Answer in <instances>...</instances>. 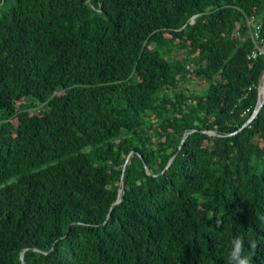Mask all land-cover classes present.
<instances>
[{
    "label": "trees",
    "instance_id": "1",
    "mask_svg": "<svg viewBox=\"0 0 264 264\" xmlns=\"http://www.w3.org/2000/svg\"><path fill=\"white\" fill-rule=\"evenodd\" d=\"M253 17L263 45L264 0H0V264H264Z\"/></svg>",
    "mask_w": 264,
    "mask_h": 264
},
{
    "label": "clouds",
    "instance_id": "2",
    "mask_svg": "<svg viewBox=\"0 0 264 264\" xmlns=\"http://www.w3.org/2000/svg\"><path fill=\"white\" fill-rule=\"evenodd\" d=\"M264 219V217H261ZM254 248L255 245L253 244ZM244 243L242 237H234L231 240V250L229 252L228 261L229 264H252V259L250 255H245L243 252Z\"/></svg>",
    "mask_w": 264,
    "mask_h": 264
},
{
    "label": "built area",
    "instance_id": "3",
    "mask_svg": "<svg viewBox=\"0 0 264 264\" xmlns=\"http://www.w3.org/2000/svg\"><path fill=\"white\" fill-rule=\"evenodd\" d=\"M249 24V29H250V35L252 36V38L254 39V41L256 42V49L253 51L251 58L256 59L257 57H259L260 55L264 56V44L261 45V29H262V25L261 23L256 19V18H252L249 19L248 21ZM262 84H263V80H262ZM262 84L259 87V91H262ZM261 100V97L259 96V102ZM259 104V103H258ZM249 113V110H247L245 112V114Z\"/></svg>",
    "mask_w": 264,
    "mask_h": 264
},
{
    "label": "water",
    "instance_id": "4",
    "mask_svg": "<svg viewBox=\"0 0 264 264\" xmlns=\"http://www.w3.org/2000/svg\"><path fill=\"white\" fill-rule=\"evenodd\" d=\"M262 87H264V77H263V84H262ZM261 89H262V88H261ZM259 96L261 97V100H260L258 106L256 107V109H255V111H254L252 117H251L250 120L245 124L244 127H247L248 125H250V124L252 123V121H253L254 119H256V117L259 115L261 109L264 107V95L262 94V91H261V90L259 91ZM187 136H188V135H186V136L184 137L183 142H184V140L186 139ZM128 160H129V159H128ZM128 160H127V163H128ZM172 161H173V159L169 162V164H168L166 170L170 167V165L172 164ZM147 172H149L148 168H147ZM149 173H150V172H149ZM120 201H121V196H119V200H118L117 203H119ZM21 259H22V262H23V264H24L25 262H24V256H23V255H22V258H21Z\"/></svg>",
    "mask_w": 264,
    "mask_h": 264
},
{
    "label": "rangeland",
    "instance_id": "5",
    "mask_svg": "<svg viewBox=\"0 0 264 264\" xmlns=\"http://www.w3.org/2000/svg\"><path fill=\"white\" fill-rule=\"evenodd\" d=\"M192 87L194 89H199V92L203 89V88L200 89V86H199V84L197 82H196V84H193Z\"/></svg>",
    "mask_w": 264,
    "mask_h": 264
},
{
    "label": "bare ground",
    "instance_id": "6",
    "mask_svg": "<svg viewBox=\"0 0 264 264\" xmlns=\"http://www.w3.org/2000/svg\"><path fill=\"white\" fill-rule=\"evenodd\" d=\"M262 94L264 95V87H262Z\"/></svg>",
    "mask_w": 264,
    "mask_h": 264
}]
</instances>
